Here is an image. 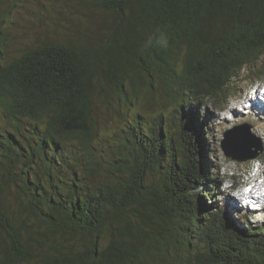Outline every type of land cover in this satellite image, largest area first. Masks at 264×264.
Segmentation results:
<instances>
[{"label": "trees", "instance_id": "obj_1", "mask_svg": "<svg viewBox=\"0 0 264 264\" xmlns=\"http://www.w3.org/2000/svg\"><path fill=\"white\" fill-rule=\"evenodd\" d=\"M78 2L107 15L86 39L0 48V264H264V223L222 197L194 111L264 56V0ZM143 87L175 130L161 110L130 111L103 156L96 98Z\"/></svg>", "mask_w": 264, "mask_h": 264}, {"label": "rangeland", "instance_id": "obj_2", "mask_svg": "<svg viewBox=\"0 0 264 264\" xmlns=\"http://www.w3.org/2000/svg\"><path fill=\"white\" fill-rule=\"evenodd\" d=\"M2 13L8 16V23L5 26L2 24L6 39H2L0 47L5 57L17 56L25 48L47 39L66 43L86 39L90 34L87 26L95 28L98 23L97 29L107 22L106 14L88 8L78 0H0ZM182 52L174 56L178 70L184 62ZM145 91L146 87H143L138 98L132 99L130 103L118 101L116 96H112L106 105L102 96L96 98L98 135L95 143L98 149L104 150L103 156L109 154L107 144L116 140L130 122V111L146 116L145 111L161 110L168 123V135L175 130L170 121V105L160 96V91L154 92L148 107L145 106ZM263 96L264 56L261 55L255 64L242 68L220 97L204 99L203 106L194 109L198 113V110L207 112L202 129L206 157L203 154L201 156L207 164L208 174L213 175L215 181L221 180L217 188L222 191V197L229 200L230 206L233 204L247 211L248 224L253 227L264 223V194H261L264 193V135L254 128L264 120ZM257 107L259 111H256ZM242 123L250 124L249 140L261 146L262 151L254 159L238 162L225 156L220 145L223 133ZM190 147V154L195 157L196 145ZM257 188L261 190L258 192ZM200 189L203 191L205 187ZM216 192L213 190L211 193L215 195ZM205 200L209 202L211 198L206 196ZM235 211L230 209L232 218L237 221L239 217ZM169 251L171 255V248Z\"/></svg>", "mask_w": 264, "mask_h": 264}, {"label": "water", "instance_id": "obj_3", "mask_svg": "<svg viewBox=\"0 0 264 264\" xmlns=\"http://www.w3.org/2000/svg\"><path fill=\"white\" fill-rule=\"evenodd\" d=\"M250 124L242 123L223 133L221 149L225 156L238 162L256 158L262 151L261 146L252 143L250 138ZM254 150L251 151V148Z\"/></svg>", "mask_w": 264, "mask_h": 264}, {"label": "bare ground", "instance_id": "obj_4", "mask_svg": "<svg viewBox=\"0 0 264 264\" xmlns=\"http://www.w3.org/2000/svg\"><path fill=\"white\" fill-rule=\"evenodd\" d=\"M261 102H264V96H263V98L261 99ZM259 104H261V103H259ZM258 106V105H257ZM256 111H259V109H258V107L256 108ZM262 122H260L259 124H257L254 128H255V130L259 133V132H262L263 133V135H264V120H261ZM259 183V182H258ZM264 184V183H263ZM261 186V185H260ZM260 186H258V187H260ZM257 187V186H256ZM256 189V188H255ZM260 191L261 189L260 188H257V190L256 191ZM258 191V192H259ZM261 194H264V193H261ZM260 199V198H259Z\"/></svg>", "mask_w": 264, "mask_h": 264}]
</instances>
